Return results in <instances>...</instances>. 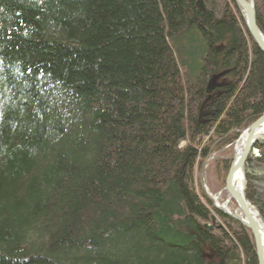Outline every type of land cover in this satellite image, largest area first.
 Wrapping results in <instances>:
<instances>
[{"label": "trees", "instance_id": "1", "mask_svg": "<svg viewBox=\"0 0 264 264\" xmlns=\"http://www.w3.org/2000/svg\"><path fill=\"white\" fill-rule=\"evenodd\" d=\"M197 1L0 0V264H257L196 172L264 112V55L233 0Z\"/></svg>", "mask_w": 264, "mask_h": 264}, {"label": "water", "instance_id": "2", "mask_svg": "<svg viewBox=\"0 0 264 264\" xmlns=\"http://www.w3.org/2000/svg\"><path fill=\"white\" fill-rule=\"evenodd\" d=\"M234 2L243 13L242 17L244 19V23L250 37L252 38L254 44L264 55V37L260 32L257 24L256 12L253 3L249 0H234ZM196 5L202 11H204L202 0H198ZM217 50L219 51L220 48L218 47ZM263 125L264 113L258 119L253 121L247 128V134L243 141L241 152L238 156L234 155L224 180L223 189L224 191H226L228 197L232 198L237 204L242 214V219L231 215L229 212L220 208L217 204H214L215 208L222 211L226 215L233 217L234 219L239 221L243 226L249 229L254 241L257 264H264V247L261 236V225L264 226V222L260 219L256 211H254L253 207L248 202L243 189L241 188L239 190L236 187L234 183V178L238 172H242L244 179L243 169L249 154L252 153V149L255 147V145L263 143L264 133L262 134L257 130Z\"/></svg>", "mask_w": 264, "mask_h": 264}, {"label": "rangeland", "instance_id": "3", "mask_svg": "<svg viewBox=\"0 0 264 264\" xmlns=\"http://www.w3.org/2000/svg\"><path fill=\"white\" fill-rule=\"evenodd\" d=\"M213 1L216 4H212L211 7H213L214 5H217L218 8L222 7V4H220L221 0H208L206 4H209V3L211 4V2ZM206 140L207 139L204 138L202 143H205ZM238 142L239 140H236L232 144L226 145L217 150V148L215 147L217 142H214V139H213V143L211 144V146L216 149L211 148V153H209L206 156L203 163H201L199 167L197 168V172H196V179H197V183L199 184L198 191H199V194L201 195V199L203 201L204 199L208 200L211 204V207L215 208L213 197L219 193L220 194L219 199H218L219 203L221 205L225 204L226 207L230 209V211L237 213V214L240 213L239 212L240 210L237 204L234 202L232 198L228 197L226 191H224L223 189L224 188V178H225L226 172L224 173V170L222 169V161L224 159H229L232 161L235 155V150H236ZM256 167H259V166H256ZM261 170H262V174L264 175V170L260 168V171ZM250 182H251V179L248 177L246 178V176H245V180L242 179V189L245 195L248 190V186ZM259 182L261 184H258L257 188L258 190L261 191V194H260L261 197L264 198V181L262 179ZM219 223H222V221L215 214V221H213L212 223H209V225L210 227L214 228L218 226Z\"/></svg>", "mask_w": 264, "mask_h": 264}, {"label": "bare ground", "instance_id": "4", "mask_svg": "<svg viewBox=\"0 0 264 264\" xmlns=\"http://www.w3.org/2000/svg\"><path fill=\"white\" fill-rule=\"evenodd\" d=\"M234 1V0H233ZM250 2H252L253 3V1L252 0H249ZM254 5V4H253ZM203 6H204V3H203ZM204 9H205V7H204ZM245 24V23H244ZM246 27V26H245ZM247 30V29H246ZM260 30V29H259ZM248 32V31H247ZM261 32V31H260ZM263 35V34H262ZM264 37V36H263ZM252 39V38H251ZM253 41V40H252ZM256 46V45H255ZM257 47V46H256ZM257 49H258V47H257ZM259 50V49H258ZM260 51V50H259ZM261 52V51H260ZM262 53V52H261ZM263 54V53H262ZM221 74H217V75H213L210 79H209V81H208V84H207V93L209 94V93H212L213 92V90L215 89V88H217L218 86H219V79L221 78ZM221 80V79H220ZM209 90V91H208ZM264 113V112H263ZM262 113V114H263ZM261 114V115H262ZM252 123V122H251ZM250 123V124H251ZM250 124H248L245 128H243V129H241L240 131H239V137L237 138V140H239V142H238V144H237V147H236V150H235V156H238L239 155V153L241 152V149H242V145H243V141H244V139H245V136H246V134H247V128L249 127V125ZM259 132H261L262 134L264 133V125L263 126H261V127H259L258 129H257ZM263 142H264V139H263ZM252 154V153H251ZM254 155V154H253ZM230 165H231V163H230ZM251 166H254L253 164L251 165ZM230 167V166H229ZM260 168H264L263 166H259V169ZM229 169V168H228ZM228 169H227V171H228ZM227 171H226V174H227ZM250 171V170H249ZM244 172V171H243ZM258 174L256 173V172H252V171H250L249 172V178L250 179H252L253 180V178H255V176H257ZM225 177H226V175H225ZM242 179H243V173L242 172H238L236 175H235V178H234V183H235V185H236V187L240 190L241 188H242ZM224 180H225V178H224ZM257 184H260V182H258ZM219 193L216 195V196H214L213 198V201H214V204H217L220 208H222V209H224L225 211H227V212H229L231 215H233V216H236V217H238L239 219H242V214L241 213H239V214H237V213H234V212H232V211H230V209H228L227 207H226V205L225 204H220L219 203V201H218V199H219ZM240 212V211H239ZM231 217V216H230ZM261 236H262V242H263V247H264V226L263 225H261Z\"/></svg>", "mask_w": 264, "mask_h": 264}]
</instances>
